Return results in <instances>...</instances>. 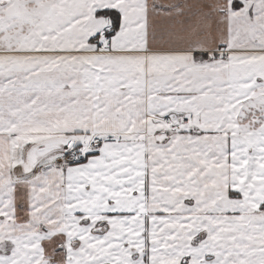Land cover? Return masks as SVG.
Segmentation results:
<instances>
[{"label":"snow or ice","instance_id":"obj_1","mask_svg":"<svg viewBox=\"0 0 264 264\" xmlns=\"http://www.w3.org/2000/svg\"><path fill=\"white\" fill-rule=\"evenodd\" d=\"M0 264H264V0H0Z\"/></svg>","mask_w":264,"mask_h":264}]
</instances>
